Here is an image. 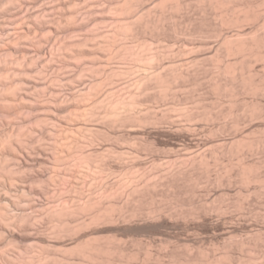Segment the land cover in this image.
<instances>
[{
    "label": "rangeland",
    "instance_id": "rangeland-1",
    "mask_svg": "<svg viewBox=\"0 0 264 264\" xmlns=\"http://www.w3.org/2000/svg\"><path fill=\"white\" fill-rule=\"evenodd\" d=\"M37 1L38 3L34 6L35 11L40 12L43 8H46V11H45V14H46L45 21L46 22H44L45 25L43 24L44 29L39 30V32L36 33V35L38 34L39 37L38 36L34 37L35 40L37 38L36 41H38L39 39L41 44L38 46L37 44L38 42H36L33 38V41L31 42H22L20 43L21 46L18 44L16 47H10V48L11 50L14 51L15 53L14 56L15 55L20 56V53L25 50V51H28L30 57L31 56H33L34 58L37 57L36 58L37 60L35 59L37 63H34V66L32 65L33 67V68L31 67L32 69L37 68V65L39 66L42 62L45 63V68H46L45 71H46L47 80H52V78L55 76L57 71L61 76H63V78L67 76L68 77L70 76L71 78H73V80L72 79L70 80L71 85L70 83H68L67 81L65 82L64 80L58 84H55V83L52 84L48 82L49 83L48 85L50 86L52 91H55L56 92L55 94L60 98V100L58 101V103L60 104L63 102L64 103L67 102V100H70L71 97L69 96H71V94H78L80 93V91L82 92L85 91V89L88 90L89 86L87 85L89 81L92 78H94L95 74H96L95 77L101 76L100 78H102L103 76L104 78V76H106L107 74H111L112 72L113 73L111 74V76L113 78V82L110 85H107L108 86L107 88L105 87L106 84H102V87L101 85L100 87L99 86H97V88L95 87L94 91L92 89L93 93L90 90V94L91 93L94 94L95 92L96 94L94 95L91 94L90 96L91 98L88 97L89 98L88 101H83L84 103H80V108L82 107L83 110L86 109L87 107L89 108L91 106L90 104L94 101V103H96L95 107H97L96 108L97 113L98 112H99L98 114L104 113L102 110L105 111V108L106 107L108 108V106H105L107 104V100L105 99L106 97H104L105 95L107 96L108 94L106 93L108 92V88H112V91L114 95L116 94L115 95L116 97L117 96L119 97L121 95L119 98L123 97L122 99H124V97L127 98L130 92H134V94L136 93V95L138 96L139 91H135L136 90L135 86L132 83L134 82L133 81L134 77L137 76L138 74H141L142 70L139 65H138L139 66L138 68L134 60L132 59L128 60L130 58H119L118 56L116 57V54L114 52L116 51L117 46L118 44L121 43V41L122 43L126 42L125 44H128L129 48L130 47L132 48V46L134 47L137 46V43H138L137 41H148V43L152 42L151 43L153 44L152 47L153 48L155 47V49L157 51L159 50V52H163L164 48L166 49V46H167L166 50H169L168 48L170 49L172 48L174 51V54L172 53L173 51L171 49L169 50L171 54L168 51L167 53H169L172 58H168L169 56L168 54L166 58L169 60L177 59L176 61H178V57L180 59L182 57L181 60H185V61L191 57L193 58L195 55H197V52L196 51L192 52L191 50H193V48L198 47L199 44L202 45L206 43L207 46L211 47L210 55L212 56L205 57V58H208V60L205 58H203V60L200 59L199 63L200 65H202L203 68L206 69L205 71H208L207 68H209V71H208L209 74L208 72L204 73L202 71L203 73L202 72L200 73L199 71L198 75L202 74L201 76H204V74H208V76L209 75L217 76L216 75L217 72H214L216 68H214L213 66V65L216 66V64L214 63H217L215 62L217 61V59L215 60V56H216L215 52H217L218 55L220 54V57H222L220 58V60L223 59L222 61H226L227 59V61L229 60L232 62V60L233 61L235 60V58L232 55L225 56L223 55L224 53L222 54L221 52H219V50L223 52V50H221L223 48L220 47L219 49H217L220 44L219 43L220 37H219V34H216V31H217L216 29H219L220 25L218 24V21H216L217 19L214 18L216 17V14L214 13L215 10L213 11L212 7L211 9L209 8L208 6L209 4H207L206 0H204L203 3L201 0L200 2L198 0H187L190 4H188V2L184 0L187 3L186 9H184L183 12L179 11V14H177L178 12L176 13L175 10L173 12H170L172 10L170 8H167L165 10H168V12L170 13L166 12L165 10L162 11V13L166 12L165 14L168 15V17L167 15L165 16V18H167V21H165V18L162 20L161 25L163 24L164 25V26L162 25L163 27L161 28L158 27L159 29H155L154 27L151 26L148 28H144V30H141V28L143 29L144 27V25L141 24L142 21H145L144 20L145 18L149 19L150 17H152L153 19V17L155 16L157 17V14L159 15V13H161V9L157 4L158 0L156 1L155 0H141V1L139 0L138 2L137 0H128V4L134 6V4H136L135 3L136 1L137 6L140 7L139 8L140 10L137 7H135L137 8L136 10H134L133 8H129L130 5H127V1H126L124 4L128 6L127 9H130L129 11L127 10L128 12L125 11L126 9L122 11H119V10L116 11L113 9L115 5L122 4L123 1L125 0H81L82 2L76 7L74 20L72 22L70 20H67L68 23L65 21L64 26L63 24L60 25L62 29L60 27V29L57 32H56V24L53 22V19L55 17V10L51 8L54 5L55 0H37ZM249 1L250 2L252 1L253 4H256L255 2L256 0H249ZM259 5L257 6L261 8V9L259 8V10L264 12V7L263 8L261 7L263 6V4L261 6ZM199 6L200 7L202 6V7L200 8ZM204 6L206 8H204ZM144 7L147 9V11L146 9H144ZM158 8L160 9L159 11H157ZM202 8H204L205 10H203ZM34 9H29L28 11H24L23 13L17 14L11 17L10 19H8L7 26L10 29L11 33L13 34L10 35V38H5L4 43H8L9 41L13 40L16 37V34L19 33L21 30L29 28V27L30 28L33 27V22H32V18H30V14L34 12ZM64 9L67 11H65ZM64 9H63L64 10L63 12L67 13L68 9L67 8H64ZM131 9H133L135 12L134 11L131 12ZM150 9H151V12H153L151 13V16L149 14ZM136 11H139L138 12L139 14L142 12V14L140 15H144L145 18L142 16L141 22L139 21L140 19L137 20L136 23L137 24L140 23L139 25H142V27L140 28V26L136 24L139 27V30H137V26L135 25L136 35L135 37L134 36L132 37V35L129 34V32L127 34L128 30L125 31L123 27L125 26L124 23L127 24L128 21L133 20L132 17H134L135 19L137 15H139ZM145 11L147 13H144ZM154 11H156L155 12L156 15H154ZM129 12H131L133 16L131 15V13L129 14ZM134 13L135 15L136 14L137 15L135 16ZM164 13L162 15H164ZM145 14H147L148 16L146 17ZM170 16H172L173 18ZM118 20H120L119 21L120 24H118L117 22ZM122 21H124L123 22L124 25H122V29H121ZM209 24H211L212 26ZM119 25L120 27H118ZM187 25L189 27V28L188 27L186 28L187 30L190 29L191 31V29L194 27L192 29L193 32L196 29V32L198 35V29L199 30L201 29L200 32H202L203 34L202 35L199 34V36L197 37L196 34H194L195 33L194 32L191 38L190 36L186 37L183 34L181 35L180 33L178 34V32H180L181 29L184 30ZM215 25L217 26L215 27ZM242 25H243L242 29L244 28V30H242L244 32L242 33H246V34H244V37H241V39L242 38L248 39L247 37H249L251 34L250 33L249 35H247L248 32L250 31L251 24L247 22H243ZM206 26L210 28L208 29V27ZM172 27L174 31L172 30ZM211 28L212 29L214 28V29L212 30ZM224 28H226L225 30H230L232 27L231 28L229 27L230 29L228 28V26ZM245 28L249 31H247ZM206 30H208L209 33L208 35L205 36ZM40 31L44 33L42 36L40 34ZM138 31H139V34H138ZM261 31H260V34L263 33ZM258 32L259 31L257 30V33ZM245 35H247V37ZM114 36L115 38H113ZM137 38L138 40H136ZM115 39L117 41H114ZM54 40L55 41L62 40V41H65L66 43H74V44L72 48L67 46L66 47L67 50L65 49L67 52L65 53L64 52L65 50H63V55L59 57L58 54L56 53L57 51H55V41ZM103 41L104 43L108 42V44L103 45V46H101L102 45L101 44L100 46H97L99 45L98 43H103ZM110 41L111 43L114 42V44H111V43L109 44ZM203 41L204 43H202ZM168 44H169V47H168ZM24 45H26V47H24ZM110 45L112 48L109 47ZM195 45L196 47H194ZM70 46H72V44ZM156 47H158V49ZM38 48H40L39 51L41 54V55L39 54V57L38 55H35V51ZM90 48L94 49L95 51L94 55L91 53V56H90V53L88 51V49ZM136 49H139L138 46L137 48L135 47V49L133 50H136ZM40 56H42L41 59H40ZM164 56H166V54ZM186 57H188V59ZM212 57L214 58V61L212 60ZM203 61L204 63H201ZM252 63L254 64L251 69H254V71L259 72L258 78L257 76H255L256 79L261 78L260 75L264 74V70H263L264 62L262 60L260 61L257 60L255 62L253 61ZM188 65H186V67H188ZM134 66L136 70L134 69ZM132 67L133 69L131 70ZM98 68H101L102 70L103 69L104 70L102 71L101 69H98ZM129 68H130L131 73L126 72V70ZM92 69H94L95 71ZM97 69L99 71L101 70L102 72L100 71V73L102 74H99L97 76V74L99 73ZM133 70H135V72H133ZM106 72L108 73L106 74ZM104 73L105 75H103ZM191 76L193 78V75ZM201 76L200 78L197 76H194V77L199 78L200 82H201V79H203L207 83L202 82L203 85H201L202 84L201 83L199 84L200 86L197 88L192 86L194 90L193 88H190L191 86L190 87L183 86L178 89L179 98L177 96L178 100H175V103H178L177 105L181 109L184 108L185 110L187 109L190 112L193 111L191 112V115L193 114L194 116H189V118L183 115L180 116V114H182L183 112H180L181 109L179 107L177 109L176 107H174V105L176 106L174 102L173 103L172 101L169 102V99L164 100V98H162L163 99L162 100L161 96L160 98L159 96L157 97L156 94L159 90H157L156 87H154V88L148 89L143 94L141 90L140 91L141 95L139 94L140 96L139 98H137V101L139 100V102L138 104H136V109L135 107L133 108V111L137 110L142 116H144L145 119L148 120V122H141L140 124L138 122L136 123L135 121H134L135 123L133 121L131 122L127 121L128 123L126 122L122 123L123 126H121V124L118 123L119 124L118 126L117 122L113 123L111 118L110 120L108 118L102 119L103 117L101 118L100 117L101 115L99 116L100 118L97 116L98 117V118L96 117L97 119L95 117L91 118L89 116H83V117H80L78 120L76 119V120H70V121H68V118L63 117L64 120L62 122L63 123L62 127H59V128L60 129L64 128L66 130L67 129L69 130L71 128L70 130H73V131L69 130L70 131L69 132L67 130L65 135L68 138L64 135V133L62 134L66 138L62 134L59 136L56 134L58 137L55 136L54 134V136L57 137L58 140L57 139H53V140L54 141L57 140L58 142H56V144L57 145L59 144L58 146L55 145L56 147L54 149H53L54 144L51 145V147L49 145L53 141L51 139L54 138V136L52 137L49 136L51 138L48 140V137H47L48 135L45 136L43 134L45 137L42 138L43 135L39 134L41 132L39 131V129H41L43 126L41 124H40L41 126L40 125L36 126V124H34V127L36 126L34 130H36L35 133L37 136L35 135L33 131L32 132L34 134L33 136H35L36 140H38L37 142L34 137V140L36 141L34 143H38V145L42 149H44L43 156L48 155L49 159H51V163L47 161L46 164L53 163L52 165L54 167L56 166V168L57 166L59 168L61 166L60 169H63L69 166L68 168L70 169L65 172L67 173L66 175L64 174L63 170L61 171L59 170L60 173L63 172V174L66 176L64 177V179L65 178L66 179L65 180L62 179L64 182L63 181H62L63 183L60 182L61 186H58V187H57V184L61 180H55L54 181L55 184L53 181H51L52 182L51 183L50 181H45V180H44L45 182L42 180L43 181L42 183H41V180H39L40 182L34 181L35 183L33 184L32 182H27V184L31 183L32 188H36V189L44 188L45 189L49 187L48 189L51 190V192L49 191V194L47 193L46 195H44L45 193L42 194L40 192L41 194L38 196H35V195H33L32 197L30 196L31 197L30 199H32L31 201H35L38 204L40 203V205L42 204L41 207L45 205L44 206L45 208H43L44 212H42L44 214L48 212L47 210L49 211L52 210L51 208L53 206L54 207L57 206V204L59 203L58 200L60 199V195L61 197H64V195L66 194L65 191L67 189H69V192L71 191L73 192V189L74 190L78 189V191L80 190L82 194L80 195L81 197L79 198H81L80 201L82 200V202L85 201L86 199L85 197H88L90 194L91 195L94 194L93 196L90 195L94 199L100 198L99 199L100 201L102 197V194L100 193H102V190H103V188L101 190V187H102L101 185L104 183L107 184V187L108 186L113 187L114 185L113 187V190H114L117 184L121 183L119 182V180L120 181L123 180L121 176L125 175L124 180L127 182V180L130 179L129 177H131V182L129 180L127 182L128 184L126 183L127 184L126 185L124 184L125 181L124 182L122 181L123 185L121 184V188L117 187L116 189L119 188V190L115 189L116 193L115 192L112 193L114 195L110 194V196L108 197L106 196L107 198L104 196L101 202L105 204H108V203L115 204L116 203V206L118 205L125 206V202H126L127 209H131L132 207L133 208L135 207L136 210L138 209L136 214H134V216L133 215L128 216V218L129 217H132V218H129L127 222L117 221V222L110 223V224L109 223L99 224L96 226L90 225L91 227L88 226L89 229L90 228L91 229L89 230L88 228H86V230L88 229L86 233H88L89 231H92L90 232V235L88 234L90 236L89 238L94 237L96 240L98 239L97 242H100V243L102 242V240L106 241V243L108 240H110V242L111 241L113 242V243L109 242L111 246H113V244L115 243L114 244L115 246L120 245V247L122 246L121 248L123 249L125 248L129 252L132 251L131 253L134 252V254H136L134 256V259L130 258L129 260L137 264L144 263V262H146L144 264H159L160 262L161 264L168 263V262L169 264H174V263L176 264H188V263L190 264H209L208 262H210L211 264L212 263L211 261L205 260L207 259L206 257H208V255L211 256V254L212 255L215 254L214 256L216 255L222 256L223 254L221 253H223V251L226 248H230L231 246V244L230 246H228L229 241L230 243H232V246H231L232 253L231 252L230 253L233 254L234 257L235 256L238 257V255L241 256L242 254L243 255L246 254L244 251V248L247 245L248 241H249L248 244L251 245V251H252L253 246L254 248L258 249V250L256 249L253 250L255 252L253 254L254 257H255V254H258V256L263 255L262 253L264 251V248H263L264 246V218L259 215H262L264 212V197L262 196L256 197L255 193L252 192L253 190L252 184H248V186H246V184L240 183V181H238L234 177L233 179H231V181L229 182L226 181L227 173H226L224 166L228 162H231L234 164V166H236L237 163L239 162V155L241 152L243 153L245 152L246 159L249 163L250 162L255 163V161H257L258 159L259 160L262 159L264 162V150L263 151L260 150L258 152L257 150L256 151L250 150L252 151L250 152L249 150H246L247 148H243V146L240 147V145L238 146V144L240 143L236 144L237 141L235 142V144L237 145L236 146L234 144L235 136H233V135H236L235 134L236 132L237 134L242 133L244 135L243 136L244 139H246V141L244 140L245 143L242 142L243 144H247L246 142H248L250 138H251L250 139L251 141H252V138L255 140L256 136L257 138L261 137L262 139H264L263 138L264 137V117H263L264 116V90L261 91L262 93L259 91L257 94L252 93L250 90L249 92L244 91V92H241L242 94L241 93L239 94L240 96L238 95L236 97L237 98L236 100L233 98L234 100L232 99L231 101V98L226 97L227 96L226 94H224L223 96L221 95L220 96L221 98L219 96H216V94L212 92L208 86L209 80L208 81L206 80L210 76L208 77L207 75H205V78ZM221 77H224V75ZM221 77L220 75H218V78H220L222 82L223 80L225 81L227 80V77L226 79H221ZM85 85H86V88L84 87ZM46 93H47V98H45V100L49 99L48 97L52 96L48 94L49 92H46ZM158 95H160L159 92H158ZM195 98L196 99L199 98V100L198 99L196 100ZM103 99L104 101L106 100L105 104L102 103ZM127 99H129V97ZM127 99H124V100H127ZM251 99L252 100L256 99V101H254V104L255 103L259 104L261 102L259 104V107L257 106V104L250 105L252 101ZM39 100H38L39 102L37 103H40L42 100L45 101L44 96H41V99L39 98ZM215 101L218 102L219 104L216 103ZM233 101H236L238 103L233 102ZM245 101L247 102L249 101L248 105H246ZM37 103L36 105H38ZM230 103H232V105ZM97 104H99L100 106ZM137 105L139 107H137ZM171 105H173V107H171ZM249 105L252 107L250 108ZM119 109H121V107ZM167 109L169 110L167 111ZM220 109H221V112H219ZM14 110L15 108L13 107L12 111ZM232 111L233 112L235 111V112L233 113ZM254 111L257 114L258 112L263 113V115L260 116L261 118H258L259 116L253 115ZM14 112L16 114H13L11 119L9 118L6 121L2 119L4 125H2L1 123L0 128L1 127L3 128V126L6 127L8 123L13 125L15 123L27 122V119L30 120L29 118H31L33 115L38 114L37 111L36 112L34 111L35 113L33 112L32 114L27 113V112L25 113V111H20V112L14 111ZM38 112L39 114L41 112V115L45 114L46 112H47L46 114H49L47 110L46 112H44L43 110L42 111L40 110ZM162 112L166 114L167 112H169L170 114L168 113V115H170V117L172 118H169V119L163 118L159 120V118L162 115L161 114ZM216 112L218 113L216 114ZM154 114H157V116ZM236 114L239 115V118L240 119L242 118L241 121H243L239 125L240 129L239 127L238 129H236L235 126H232L233 128L231 127V125H233L232 120L234 119ZM212 115H214V117ZM155 116L156 118H158L159 121L157 120L156 122L153 123L151 121V118L153 117L152 119H154ZM219 116L220 118H218ZM32 123L28 122V124H31V125ZM28 126L26 123V125L23 126L22 129L20 130L24 131L25 129H27ZM239 130L240 132L241 131L242 132L240 133ZM27 133L28 132H26V134ZM27 135L30 136V133H28ZM33 136L30 138H33ZM40 137L42 138V140L40 139ZM63 139H68V141H73L74 143L78 141V143L81 145L80 146L81 148L79 149L75 148L74 150L73 147H75V145L73 142H70L71 146L68 145L69 147H67L65 145L66 146L65 147L62 141ZM68 141L66 140V142ZM231 141L233 142L231 143ZM251 141H249V143ZM34 145L35 147L38 146L37 144H34ZM6 146L5 144L0 145V152L3 153V150H4V153H5V154L0 153V158H3V156L8 155L7 154L9 152L8 150L12 149L11 146L8 147L7 144ZM237 147H240L241 149ZM55 149H57L58 151L57 150L54 151ZM81 149L84 153V154L82 153L83 160L81 157H77V154H76V153H79ZM77 150H79V152H77ZM57 152L60 154H58ZM72 153H75V154H72ZM122 153L124 155L120 156ZM56 156L58 158L64 156L65 159L62 158L64 160H61L60 161L61 163L59 162L57 164V163H54L55 161L54 157L56 158ZM84 156L86 157L84 158ZM200 158H205L202 160L208 159L206 160V162L208 161L210 165L208 164V168L205 165L206 170L204 169L205 166L201 165L202 162L200 161L201 160ZM198 161H200V164H199L200 166L198 165L199 163ZM46 164L45 166H38V165L35 166L34 165L33 167H31L28 173L30 172L31 175H38V174H41L42 172L44 173L48 172L50 174L52 171H53L52 173H54L55 169H53L50 164L47 165L48 166L47 167ZM74 164L78 166L75 167ZM63 165H65V167ZM96 165L97 166L104 165L105 168L107 167L108 168L102 174L101 173L98 174L99 171H96V174L94 173L95 171L93 172V174L86 171L88 166L90 167L94 166L93 168L97 170L95 168ZM234 166H233L232 171H234L236 168ZM263 169H262V172L264 171ZM124 171L126 173H124ZM190 176L192 177L191 180L188 179ZM216 176H219V178H221V180H219L218 183L216 182L217 181ZM75 177L76 179H74ZM102 180L104 183L102 182ZM31 185L29 184V186ZM134 188H136V191L132 190ZM247 189L249 190V192H247L248 191ZM72 192L70 194H73L75 197H77L75 194V191L73 193ZM83 193H84V196H82ZM32 204L33 202H31V205ZM54 207L53 209H55ZM159 207H161L160 210L161 209L164 210V211L162 210V212L159 210L161 214L157 215L155 214L156 212L152 213L151 209H155V208L159 209ZM241 207L244 209V211L240 209ZM31 208L34 210V213L37 214L38 211L35 210L34 207L28 208L27 209L28 212L33 213V210ZM219 208H222V210H219ZM258 210L263 211V212H258ZM79 215L82 218L84 216L82 213H80ZM156 215L158 216L157 218L155 217ZM151 219H154V220H151ZM48 221L46 220V222H43V219H42V222L41 221L39 222L42 226L38 223L39 227H37L38 225L35 224L36 227L34 229L35 233L39 232L40 235L41 234L47 235L48 240H49L48 248L45 245L47 250H44L45 246L43 249L44 251H46L44 253L48 255L46 259L42 260V263L44 262V264H92V263H87L86 261L78 260V258L74 259L75 257L74 253L73 255L71 251H70L71 252L70 254L67 251H65V249L62 248L64 244H61L62 246L60 245L61 240H56L52 237L53 234L50 233L49 231L51 228L52 222H48ZM54 222L56 221H53V224ZM46 229H49V230L46 231ZM251 229L252 231L253 229H255L254 232L256 234L260 233L258 235L259 238H255L257 236L256 234H255V237H253L254 240L257 239L258 244L255 242L257 245H254L253 239L251 238V236H254V235H250V236L247 235L248 233L250 234ZM256 231H259V232L257 233ZM1 236H0V240L3 241L5 240L6 238L5 236L7 235H4V236L1 235ZM247 236H249L250 239L249 240L247 239L246 245L242 248V250L238 249L237 247L238 244L236 245L234 243H236L238 240L240 241V239L245 240ZM61 239L66 241L65 248H68L74 245V241L70 239L69 236H64ZM250 240H251V243H250ZM116 242L119 244L116 245L117 244ZM49 245L51 246L49 247ZM226 245L228 247H226ZM32 246H33L32 249L38 247L36 248V250L34 249L33 252L40 249V246H34V244H32ZM239 248H241V246H239ZM6 249L8 248L6 247ZM246 249L248 250V247H246L245 250ZM2 250L3 249H1L0 252H2ZM239 250H241L242 252ZM200 251H201V254L203 253V256L201 255V257L199 254ZM204 253L207 255L206 257H204ZM247 255H244L246 257L244 259L246 260H248L247 258H250L249 256L247 257ZM250 255L252 254L250 253ZM219 256H218V259H219ZM47 260H49V262ZM141 261H144V262H141ZM214 261L215 260H213V262ZM36 262L37 261H35V263ZM249 262L250 264L252 263L253 264H264V258H259V260H255V261L251 260ZM40 263L41 262H39V264ZM214 263L220 264L221 260H218Z\"/></svg>",
    "mask_w": 264,
    "mask_h": 264
},
{
    "label": "bare ground",
    "instance_id": "bare-ground-1",
    "mask_svg": "<svg viewBox=\"0 0 264 264\" xmlns=\"http://www.w3.org/2000/svg\"><path fill=\"white\" fill-rule=\"evenodd\" d=\"M126 1H127V5H130V4H128V0H125V1H123L122 4L115 5L113 7V9L116 11L117 10L122 11L125 9H126L125 11H127V10L129 11L130 9H127L128 6L126 4H124ZM138 1L139 0H137V2ZM198 1L200 2V0H198ZM201 1L203 3L204 0H201ZM206 1H207V4H209L208 5L209 8L211 9V7H212L213 11L215 10L214 13L216 14V17H214V18L217 19L216 21H218V24L220 25L219 29H216L217 30L216 34H219V37H220V41H219L220 44H219L217 49H219L220 47L223 48V49H221V50H223V52L220 50H219V52H221L222 54L224 53L223 55H225V56H231L232 55L235 58V60L234 61L232 60V62L229 60L227 61V59H226V61H222L223 59L220 60V58H222V57H220V54L218 55L217 52H215L216 53V56L214 54L215 60L217 59V61H215V62H217V63H214V64H216V66L215 65H213V66H214V68H216L214 72H217V74H216L217 76L209 75L210 76L209 77L208 76L209 68H207L208 71H205L206 69L203 68L202 65H200V63H199L200 59L203 60V58H205V57L212 56V55H210L211 47L207 46L206 43L202 44V45L199 44V46L196 44L198 47H196V45L194 46L196 48H193V50H191V51L192 52L196 51L197 55H195L193 58L191 57L188 59V57H186L188 60L185 61V60H181L182 57L180 56L181 59L178 57V61H176L177 59L176 60L175 59L169 60L166 58L167 54L170 56V57L168 56V58H172L170 55L171 52H169V50H171L172 48L171 49L168 48L169 50H166L167 46H166V49L163 47L164 48L163 52H159V50L157 51L155 49V47L154 48L152 47L153 46V44H151L152 42L148 43V41H137L138 42L137 46L139 49L133 50V49H135V47L137 48V46H135V47L132 46L133 49L131 47H130L131 48L130 49L129 45L125 44L126 42L122 43V41H121V43L119 42L120 44H118V46L115 44L117 46V49L114 53L116 54V57L118 56L119 58H130L128 60H131V59L134 60V62H136V64H137V66L139 65L141 67V70H142L141 74H138L137 76H135L134 80H133L134 82L132 83L135 86V89H136L135 91H139L140 95H141V92L143 94L148 89L156 87V89L159 90L158 92L160 93V95H158V92H157V94H156L157 97L159 96V98H160V96H161V99L162 98H164V100L169 99V102L172 101V103L173 102L175 103V100H178V98H179V96H178V89L179 88H181L183 86H185V87L191 86L190 88H193V87L197 88L200 86L199 84H201L202 82H205V80H203V79H201V82H200L199 78L202 74L198 75L199 71H200V73L202 71L204 73L208 72V74H204V76H201V77L205 78V75H207L209 77L208 79H206L207 81L209 80L208 86H209L210 90L216 94V96L220 97L221 95L223 96L224 94H226L227 96L226 95L225 96L230 97L231 101L233 98L236 100L237 99L236 97L241 92H244V91L249 92V90H250L252 93L257 94L259 91L261 92L264 90V76H262L264 74L260 75L261 78L256 79L255 76H257V78H258L259 72L254 71V69H251L253 67V64H254V63H252L253 61L255 62L257 60H259V61L262 60L264 62V12L259 10L260 7H257L260 3L259 6H261L263 4V6H261L263 8L264 7V0H256L255 1L256 4H253L252 1L250 2L249 0H206ZM81 2H82L81 0H55V3L51 8H53L55 10V17L53 19V22L56 24V32L60 29L61 24H63V26H64L65 21L67 22V20H70L72 22L74 20L76 7ZM137 2L135 1L136 4H134V6L130 5L131 7L129 6V8H133L134 10H136L137 8L139 9L140 7L137 6ZM186 2H188V1L186 0ZM186 2L184 0H158L157 4L161 9V13H159V15L157 14V17L155 16L156 18L153 17V19H152V17H150L152 20L150 18L146 19L144 17V15H140V14H142V12L139 14L138 13L139 11H136L139 14V15L136 14L137 15V17L135 18L136 20L134 19V17H132L133 20L128 21L127 24L124 23L125 26L123 27V29H125V31L128 30L127 34L129 32V34H131L132 37L133 36L135 37V35H136L135 34L136 33L135 32V28H136L135 25L137 24L136 23L137 20L140 19L139 21L141 22L142 16L145 18L144 19L145 21H142V23H141L144 25L143 29L141 28L142 25H139L140 23L137 24L140 26L141 30H144V28H148L151 26L154 27L155 29H159L158 27L161 28L164 26L163 24H162L163 25L162 26L161 23H162V20L167 15L165 13L168 12V10H165V9L170 8L172 10L170 12H173L175 10L176 13L178 12L177 14H179V11L183 12L184 9H186V6H187ZM37 3H38L37 0H0V124L2 123V125H4L3 120L6 121L9 118L11 119L13 114H16L14 111H18V112L25 111V113L27 112V113H31V114L34 111L35 112L37 111V113H38L37 115H33L31 118H29L30 120L27 119V122L15 123L13 125H11L10 123L7 124V122H6L7 126L5 125L6 127L3 126V128L2 127L0 128V145L5 144V146H6V144H7L8 147L11 146V148H12L11 150H8L9 151L8 153L6 152L8 155H5V156L1 155V156H3V158H0V236L1 235H3V236L7 235V236H5L6 238L4 237L5 240H3V241L0 240V250L3 249L2 252H0V264H34L35 261H37L38 264H39V262H41L40 264H44V262L42 263V260L46 259L47 255H48V254L44 253V252H46L44 250H47L48 244H49L48 243V241H49L48 236L44 235V234L40 235L39 232H38L39 234L37 232L36 233L34 232L36 225H38L37 227H39V224H40L39 222L40 221L42 222V219H43V222H46V220L47 221L49 220L48 222H52L50 230L46 229V231L49 230L50 233L53 234L52 237L54 239L61 240L60 245L66 244V241L61 239L64 236H69L70 239H72L74 241V245H72L68 248H65L66 245L65 246L63 245L64 247L61 245L62 248H64L65 251H67L69 254L71 252H72V254L73 253L75 254L76 258L74 257V259L78 258V260L86 261L87 263H92V264L93 263H95V264L96 263L97 264H137V263H133V261L129 260L130 258L134 259V256L136 255V254H134V252L131 253L132 251L129 252L125 248L124 249L121 248L122 246L120 247V245L115 246L114 245L115 243L113 244V246H111V244H109L110 240H108L107 243H106V241H103V240H102L103 243L97 242L98 239L96 240L94 237H93L94 239L89 238L90 232H92V231H89L88 233H86L87 230L89 229V227H91L92 225L96 226L99 224H108V223L110 224V223H114L117 221L127 222V220L129 218H132V217L128 218V216H132V215L134 216V214H136L138 209L136 210L135 207L134 208L130 207L131 209H127L126 208L127 207L126 202H125V206L124 205L123 206H121V205L116 206V203L115 204H113V203L105 204V203L101 202L102 199L104 198V196L108 197V196H110V194H112L114 192L116 193V190H119V188L116 189L117 187L121 188V184L125 181L124 180L125 175H123L124 173H126L125 171L122 174L123 176H121L123 178V180H122L123 182L119 180V182H121V183H118L117 186L115 185L116 188H114V190H113L114 185H113V187L110 186L111 188L109 186L107 187V184H105L102 180V182L104 184L101 185L102 186L101 190L103 188L102 193H100V191H99V193L102 194L100 201H99L100 198L94 199L93 197H91L94 194H92V195L90 194L91 196L89 195L88 197H85L86 198L85 201L82 202V200L80 201L81 198H79V197H81L80 195L82 194V192L80 190H79L80 191L79 192L78 189L77 190L73 189V192L75 191V194L77 196V197H75L73 194H70L72 191L69 192V189H67L65 191L66 194L64 195V197H61V195H60V199L58 200L59 203L57 204V206H55V207L53 206L55 209H53V207L52 208L50 207L52 210H50V211L47 210L48 212H46L44 214L42 212H44L43 208H45L44 207L45 205H43L41 207L42 204L40 205V203L38 204L35 201H31L32 199H30L33 195L38 196L41 193L42 194L45 193L44 195H46L47 193L49 194V191L51 192V190L48 189L49 187H47L45 189L44 188H42V189L32 188L31 183H29L31 185V186H29V184H27V182H32V184H33L36 181L40 182L39 180H41V183L44 180L50 181V182L51 181L54 182L55 180H61L58 183V184H60V182H62L63 180L66 179V178L64 179V177H66L65 175L67 174L65 172L70 169V168H68L69 166L65 167V165H63L65 168L62 167L63 169H60L61 166H60V168L58 166L56 168V166L54 167L52 165L53 163L50 164L51 159H49L48 155L43 156L44 149H42L38 145V143H34L36 141L38 142V140H36V137L33 136L34 135L33 132L35 133V131H36L34 129L36 128L37 125L39 126L41 124L43 126L42 128L44 130L41 127L40 128L42 130L38 128L39 131H41L39 134H42V135L44 134L45 136L48 135L47 137L49 140L52 136H54V134H55V136H57V135L59 136L62 133H64V135L66 134L68 129L66 130L64 128L63 129L59 128V127H62V124H63L62 122H63L64 118H68V121H70V120H76V119L78 120L80 117H83V116H89L91 118H94V117L96 118L97 116L99 117L101 115L100 117L101 118L103 117L102 119L108 118L110 120V118H111L113 123L117 122V124L119 123V124H121V126H123L122 123H125V122L128 123L127 121H129V122L135 121L136 123L138 122L140 124H141V122H148V120L145 119L144 116H142L137 110L133 111L134 107L136 109V104H138V102H139V100L137 101V98H139V96H140L139 94L137 96L136 93L134 94V92H130V94L132 96L129 94V96H128L129 99H127L128 97L127 98L124 97V99H127V100H124V99H122L123 97L119 98L121 95L119 97L118 96L116 97L115 96L116 94L114 95L112 88H108V92H106L108 94H107V96L106 95L104 96V97H106L105 99L107 100V104H108V105L106 104L105 106H108V108L106 107L105 111L102 110L104 112V113H102L103 115L101 113L98 114L99 112L97 113V109H96L97 107H95L96 103H94V101L90 104L91 106L89 108L87 107L84 110L82 107L80 108V103H84L83 101H88V99L91 98L90 96L93 93L95 87L96 88H97V86L100 87V85L102 87V84H106L105 87L107 88L108 87L107 85H110L113 82V78L111 76V74L113 72L111 74H107L108 72H106L107 75L104 76V78H103V76H102V78H100L101 76H98V75L102 74V73H100V71L102 69L98 68V69H101L100 71L97 69V71L99 72V73L97 72L98 73L97 76L99 78L95 77L96 74L94 75V78H92L87 85V86H89L88 90L85 89L86 88V85H85L84 86L85 91H83V92L80 91V93H78V94H71V96H69V97H71L70 100H67V102H65V103L63 102L60 104V103H58L60 98L55 94L56 93L55 91H52V89L50 88V86L48 84L49 83L58 84V83H61V81H63V80L65 82L67 81L68 83H70V80L71 79L73 80V78H71L70 76L63 78V76H61L57 71V73L52 78V80H47L46 71H45L46 70L45 63L42 62L39 66L37 65V68L32 69L33 68L32 65L34 66V63H37L36 62L37 57H35V58L33 56L30 57L28 51H25V50L20 53V56H16V55L14 56L15 53L13 50H11L10 47H16L18 44L21 46L20 43H22V42L33 41V38L35 36H38V34L36 35V33L39 32V30L44 29V25H45L44 22H46L45 21V19H46V14H45L46 8H43L40 12L35 11L34 6ZM131 4H133V3H131ZM188 4H190V3L188 2ZM204 4H205V2H204ZM253 5H254V7L256 5L257 6L254 8ZM141 6H142V4H141ZM208 6H207V8H208ZM135 7H137V8H135ZM64 8L68 9L67 13L63 12L65 10ZM204 8H206V7L204 6ZM204 8H202V9L205 10ZM29 9H34V12L32 14H30V18H32V22H33V27L32 28L29 27V28L21 30L19 33L16 34V37L13 40L9 41L8 43H4V39L10 38V35L13 34V33H11L10 29L7 26L8 25V19H10L11 17H13L17 14L23 13L24 11H28ZM133 9H131V12L134 11ZM144 9H146V8L144 7ZM144 9H143V11H144ZM151 9H150V13H149L150 16H151V13H153V12H151ZM160 9L158 8L157 11H159ZM164 10L166 12L165 13L163 12L164 15H162L163 14L162 11H164ZM65 11H67V10H65ZM146 11H147V9H146ZM146 11L144 13H147ZM131 12H129V14ZM155 12L156 11H154V15H156ZM170 12H168V13H170ZM214 13H213V15H214ZM131 15L133 16L132 13H131ZM134 15H135V13H134ZM145 15H146V17L148 16L147 14H145ZM167 17H168V15H167ZM170 17H172V16H170ZM130 19H131V17H130ZM119 21L120 20L117 21L118 24H120ZM165 21H167V18H165ZM123 22L124 21L121 22V29H122V25H124ZM243 22H247V23L251 24L250 31L245 28L247 31H249L247 35H249L251 33L249 37H247V35H245L248 39H245V38L241 39V37H244V34H246V33H242V32H244V31H242V30H244V28L242 29V27H243L242 23ZM163 23H164V21H163ZM209 25H211V24H209ZM216 26L217 25H215V27ZM226 26H228V28L229 27L230 28L232 27V28L231 29L229 28L230 30H225L226 28H224V27H226ZM118 27H120V25ZM173 27H172V30H173ZM187 27H188V25L185 27L184 30L180 28L181 31L179 29L180 32H178V34L179 33H180V35L183 34L186 37L190 36V38L192 37V34L194 32H195L194 34H196L197 37L199 36V34H201V35L203 34L202 32H200L201 29L200 30L198 29V35H197L196 29L194 30V32L192 30L194 27L191 29V31H190V29L187 30L186 29ZM206 27H208V26H206ZM206 27H204V28H206ZM209 28L210 27H208V29ZM61 29H62V27H61ZM170 29H171V27H170ZM137 30H139L138 26H137ZM257 30L259 31L258 32L259 34L257 33ZM261 30H263V31H261ZM260 31L263 33L260 34ZM206 32H205V36L208 35V33H209L208 30H206ZM40 34L42 36L44 33H42V31H40ZM138 34H139V31H138ZM216 34H215V36H216ZM113 38H115V36ZM34 40H35V38H34ZM36 40H37V38H36ZM136 40H138V38ZM199 40H201V39H199ZM114 41H117V40L115 39ZM36 42H38L37 43L38 46L41 44L39 39ZM110 43H111V41L109 42V44ZM202 43H204V41ZM71 44H72V46H70ZM73 44L74 43H66L65 41H62V40L55 41V51H57L56 53L60 57L61 55H63V50H65V49L67 50V48H66L67 46L72 48ZM98 44L99 45H97V44L96 45L100 46L102 44L101 46H103V45L108 44V42L104 43V41H103V43H98ZM111 44H114V42H112ZM24 47H26V45H24ZM106 47H108V46H106ZM109 47L112 48L111 45ZM168 47H169V44H168ZM113 48H114V46H113ZM156 48L158 49V47H156ZM39 50H40V48L36 49V51H35V55H38V57L40 54ZM66 50L64 51L65 53L67 52ZM88 51L90 53V56H91V53L93 55L95 54V51L93 48L88 49ZM167 51L170 54L167 53ZM172 51H173V49H172ZM188 52H190V51H188ZM70 53H71V51H70ZM172 53L174 54V51ZM165 54H166V56H164ZM173 54H172V56H173ZM41 57L42 56H40V59H41ZM205 59L208 60V58H205ZM212 60L214 61L213 57H212ZM38 61H39V59H38ZM201 63H204V61ZM186 65H188V67H186ZM139 66H138V68H139ZM132 69H133V67L131 68V70ZM134 69H135V66H134ZM92 70H94V69H92ZM135 70H133V72H135ZM94 71H93V73H94ZM126 72L131 73L130 68L127 69ZM76 74H77V72H76ZM103 75H105V73ZM191 75H193V78ZM218 75H220V77L224 75L225 78L221 77V79H226V77H227L228 81L223 80V82H222L220 80V78H218ZM194 76H197L199 78L194 77ZM205 83H207V82H205ZM70 85H71V83H70ZM201 85H203V83ZM103 87H104V85H103ZM92 89H93V91H92ZM98 89H96V90H98ZM90 90L92 91L91 94H90ZM153 90H155V89H153ZM193 90H194V88H193ZM46 92H49L48 94L52 95V96L48 97L49 99L45 100V98H47ZM246 92H245V94H246ZM94 94H96V92ZM94 94H92V95H94ZM134 95L136 96V98ZM41 96H44L45 101L42 100L43 102L41 101L40 103H37L40 101L39 98L41 99ZM177 96H178V98H177ZM195 99H194V101H195ZM197 99L199 100V98H197ZM106 100L104 101V99H103L102 103L105 104ZM242 101H244V100H242ZM254 101H256V99H253L251 101L250 105L254 104ZM96 102H98V101H96ZM233 102H236V101H233ZM248 102L245 101L246 105H248ZM36 103L38 105H36ZM93 103H94V105H93ZM216 103H218V102H216ZM236 103H238V102H236ZM242 103H244V102H242ZM175 104H176V106L174 104L173 105L177 109L179 107L177 105L178 103H175ZM230 104L232 105V103H230ZM255 104H257V106L259 107L258 103H255ZM97 105H99V104H97ZM173 105H171V107H173ZM9 107H11V108H9ZM13 107L15 108L14 111H12ZM120 107H121V109H119ZM137 107H139V106L137 105ZM251 107L252 106H250V108ZM253 107H255V106H253ZM147 108H149V107H147ZM185 108H187V107H185ZM244 108H246V107H244ZM169 109H167V111ZM172 109H174V108H172ZM221 109H220V111L219 110L218 111L221 112ZM231 109H232V107H231ZM231 109H230V111H231ZM40 110L41 111L43 110L44 112H46V110H47L49 114H46L47 113L46 112L45 114L41 115V112H40V114L38 112ZM207 110H209V109H207ZM172 111H171V113H172ZM178 111H179V109H178ZM246 111H247V109H246ZM251 111H252V109H251ZM180 112H183L182 114H180V116L183 115L187 118H189V116H194L193 114L191 115V112H193V111L190 112L189 110H187V109L185 110L184 108H182ZM227 112H229V111H227ZM168 113L169 112H167V114L162 112L161 113L162 115L159 118V120L163 119V118H168V119L172 118V117H170V115H168ZM217 113L218 112H216V114ZM255 113L256 112L254 111L253 115L259 116L258 118H261L260 116L263 115V113H261V112H258V114L257 113L255 114ZM194 114H195V112H194ZM209 114H210V112H209ZM240 114H241V112H240ZM154 115L157 116V114H154ZM156 116L154 119H152L153 117L151 118V121L153 123L158 120V118H156ZM212 116L214 117V115H212ZM218 118H220V116ZM241 119L239 118V115L236 114V116L232 120L233 125H231V127L235 126L236 129H238L240 123L243 122V121H241ZM164 120H166V119H164ZM8 121H10V120H8ZM28 122L29 123L33 122V123L31 125V124H28ZM26 123H27V126L28 125H30V126H28L27 129L24 130L25 131L24 132L23 130H20V129H22V127L25 126ZM34 124H36L35 127H34ZM68 124H69V122H68ZM119 124H118V126H119ZM64 125H65V123H64ZM235 127H234V129H235ZM239 129H240V127H239ZM77 130H78V128H77ZM241 130H242V128H241ZM70 131H73V130H70ZM26 132L30 133V136L27 135L28 133L26 134ZM239 132H240V130H239ZM52 133H53V135H52ZM235 134L236 135H233V136H235L234 137V140H235L234 144L237 141L236 144L240 143V144H238V146L239 145H240V147L243 146V148H247L246 150H249V151L250 150H253V151L257 150V152H258L260 150H262V151L264 150L263 149L264 148V139H262L261 137L257 138V136H256L255 140L252 138L253 142L250 140L251 139L250 138L249 139V141H251L250 143L248 141V142H246L247 144H243L246 141V139H244V137H243L244 135L242 133L237 134V132ZM31 135L33 136V138H30V137H32ZM35 135H36V133H35ZM44 135H43V137L42 136L41 137L44 138L45 137ZM49 136H51V137H49ZM55 136L51 140L57 139L58 136L57 137H55ZM34 137H35L36 141L34 140ZM41 137H40V139L42 140ZM57 140H55V141L53 140L54 142L52 141L51 143L49 142L50 147H51V145L54 144L53 145V149H54L56 147L55 145H57L56 144V142H58ZM66 140L68 141V139L62 140L63 145L64 146L66 145L67 147L71 146L70 142H73V141L66 142ZM62 141H61V143H62ZM232 142L233 141H231V143ZM241 143H242V145H241ZM34 144H37L38 146L35 147ZM74 145H75V147L72 146L74 148V150H75V148H77V149L81 148L80 147L81 145L78 143V141H76L74 143ZM244 145L247 147H245ZM65 147H64V149H65ZM240 147H237V148L241 149ZM2 148H4V147H2ZM7 149H9V148H7ZM60 149H61V147H60ZM56 150L57 149H55L54 151H56ZM68 151H69V149H68ZM49 152H50V150H49ZM77 152H79V150H77ZM250 152H252V151H250ZM3 153H4V150H3ZM3 153H1V154H3ZM60 153H58V154H60ZM82 153H83V151L81 149L79 153H76L77 157L82 158L83 154H84V153L83 154ZM241 153H242V155H241ZM241 153H240L241 156L239 155V162L237 163L236 166H234V164L231 162H228L224 166L226 173H227V175H226L227 180L226 181L229 182L234 177L238 181H240V183L246 184V186H248V184H252L253 185L252 186V189H253L252 192L255 193L256 197L257 196L264 197V171L262 172V169L264 168L263 160L258 159L259 162L257 160V161H255V163L254 162L249 163L246 159L245 152L244 153L241 152ZM72 154H75V153H72ZM79 154L82 156H80ZM122 155H124V154L122 153L120 156H122ZM85 157L86 156H84V158ZM62 158H64V156L60 157V158H58L57 156H56V158L54 157V160L56 161V162L54 161V163L58 164L61 160L65 159V158L64 159H62ZM81 158H79V159H81ZM200 159H201L200 161L202 162L201 165L202 166L206 165L208 168L209 162L208 161L206 162V160H208V159H206V160H202L205 158H200ZM82 160H83V158H82ZM47 161L50 162L49 164L52 166L53 169H55L54 173H52L53 171L51 172L52 174L51 173L49 174L48 172L47 173H44V172L41 173L40 172L41 174L31 175L30 172L28 173V171L34 165L35 166H37V165L38 166H45ZM194 161H195V159H194ZM200 161H198L199 162L198 165L200 164ZM49 164H46V166ZM74 166L77 167L78 165L74 164ZM206 166L204 167V169L206 168ZM233 166L236 167L234 171H232ZM93 167L88 166L86 171H88L91 174H93L94 171H95L94 172L95 174H96V171H99L98 174L99 173L102 174L108 168V167L105 168L104 165L103 166H100V165L97 166L96 165L95 168L97 170H95ZM261 167H262V169H261ZM52 168H51V170H52ZM65 169H67V170H65ZM80 169H82V168H80ZM59 170L60 171L63 170L65 175L63 174V172L60 173ZM76 170H77V168H76ZM61 174H63L64 176ZM129 178L130 179H128V180L126 179L127 182L129 180L131 182V177H129ZM74 179H76V177ZM188 179L191 180L192 177L190 176ZM216 180H217L216 182L218 183V181L221 180V178H219V176H216ZM222 181H220V182H222ZM127 182L125 181L124 184H126ZM54 184H55V182H54ZM58 184H57V187L61 186V184L60 185H58ZM47 189H48V191H47ZM132 190L136 191V188H134ZM247 192H249V190ZM57 195H58V193H57ZM57 195H56V197H57ZM112 195H114V194H112ZM82 196H84V193ZM100 196H98V197H100ZM31 202H33L32 205H31ZM49 204H51V203H49ZM30 207H34V209L38 211L37 214L34 213V210L32 208L31 209L33 210L34 214L32 212H28L27 209ZM242 207L240 209H242V211H244V209ZM50 208H48V209H50ZM160 208L161 207H159V209L155 208L156 210L151 209V211H152V213L156 212L155 214L158 215V214H161V212L163 210V209L160 210ZM219 210H222V208H219ZM219 210H218V212H219ZM258 212H263V211L258 210ZM80 213H82L84 215V216L82 215L83 218L80 217V215H79ZM157 215L155 216L156 218L158 217ZM256 215H258V214H256ZM152 216H154V215H152ZM259 216L264 218V212L262 215H259ZM151 218H153V217H151ZM154 219H151V220H154ZM53 221H56V222H54V224H53ZM84 228H85V230H84ZM86 228H88V229L86 230ZM254 231H255V229H253V231L251 229V232L249 231L250 234L248 233L247 235H249V236L254 235V236H251V238L253 239L254 245H257L258 244L257 239L254 240V238H253V237H255V234H256ZM259 231H256V232L258 233ZM259 234L260 233H258L256 235L258 236ZM87 236H88V238H87ZM249 236H247V238L245 240L240 239V241L238 240L239 242L237 241L238 243L237 242L234 243L236 245L238 244L239 246H241V248H239V246L237 245L238 249L242 250V248L246 245L247 239L248 240L250 239ZM257 236L255 238H259V236L258 237ZM104 242H105V244H104ZM228 243H227L228 246H230V244L232 246V243H230V241ZM248 243H249V241L247 242V245L245 246V248L248 247V250L249 249L250 250L248 251L246 249L247 250V252H246V250L244 248V251L246 253L244 255L248 254L247 257L248 256L250 257V258H247L248 260L244 259L246 257L243 254L241 256L238 255V257H236V256L234 257V255L231 254L232 253L231 246H230V248H226V247H228L227 245L225 247L226 249L223 251V253H221V254H223L222 256H219V255L214 256L215 254H213V255L211 254V256L208 255V257H206L207 255L204 253V257L207 258V259H205V258L204 259L207 261H211L212 262L211 264H213L214 262H216L218 260H221L222 264H242V263L247 264V262H248V264H250L249 261H251V260L255 261V260H259V258H264V251L262 253L263 255L258 256V254H255V257H254L253 254L255 252L253 250H255L256 248H254V246H253L254 249L252 248V251H251V245H249ZM250 243H251V240H250ZM32 244H34V246H40V249L33 252V250L34 249L36 250V248H38V247L32 249V247H33ZM68 244H69V242H68ZM118 244L119 243H117L116 245H118ZM45 245L47 246V248ZM248 245L250 246V248ZM44 246H45V249H44ZM50 246L51 245H49V247ZM2 247H4V248H2ZM6 247L8 249H6ZM263 248H264V246H263ZM66 249H68V250H66ZM241 250H239V251H241ZM256 250H258V249H256ZM249 252L252 255H250ZM199 254H200V257H201V255L203 256V253L201 254V251ZM218 256H219V259H218ZM251 256L256 258V259L252 258ZM216 259H218V260H216ZM213 260H215V261L213 262ZM47 261L49 262V260H47ZM37 262L35 264H37ZM141 262H144V261H141ZM244 262H246V263H244ZM144 263H146V262H144ZM144 263H140V264H144ZM208 263L210 264V262H208ZM159 264H161V262ZM163 264H169V262L163 263ZM174 264H176V263H174ZM188 264H190V263H188ZM214 264H216V263H214Z\"/></svg>",
    "mask_w": 264,
    "mask_h": 264
}]
</instances>
